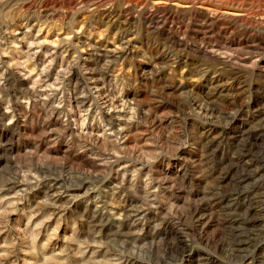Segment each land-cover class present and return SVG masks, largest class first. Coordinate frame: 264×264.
Instances as JSON below:
<instances>
[{"label": "rangeland", "instance_id": "374dc122", "mask_svg": "<svg viewBox=\"0 0 264 264\" xmlns=\"http://www.w3.org/2000/svg\"><path fill=\"white\" fill-rule=\"evenodd\" d=\"M0 264H264V0H0Z\"/></svg>", "mask_w": 264, "mask_h": 264}, {"label": "bare ground", "instance_id": "6f19581e", "mask_svg": "<svg viewBox=\"0 0 264 264\" xmlns=\"http://www.w3.org/2000/svg\"><path fill=\"white\" fill-rule=\"evenodd\" d=\"M136 144V143H135ZM138 145V144H137Z\"/></svg>", "mask_w": 264, "mask_h": 264}]
</instances>
